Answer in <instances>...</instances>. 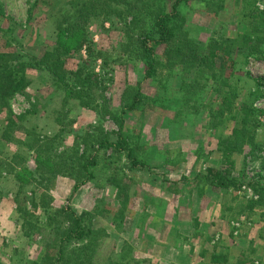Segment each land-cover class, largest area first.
Here are the masks:
<instances>
[{
	"label": "rangeland",
	"instance_id": "374dc122",
	"mask_svg": "<svg viewBox=\"0 0 264 264\" xmlns=\"http://www.w3.org/2000/svg\"><path fill=\"white\" fill-rule=\"evenodd\" d=\"M71 1L0 0V64L6 56L41 58L53 50L62 29L76 21ZM150 1L154 6L148 18L153 21L157 5L168 2ZM245 1L185 0L176 22L205 44L236 38L245 29ZM251 1L264 9V0ZM131 19L91 16L83 30H69L74 34L66 41L74 47L81 35L86 42L66 58L64 68L83 71L77 89L92 85L93 98H73L55 86L50 74L28 67L25 88L7 98V104L0 103V264H46L48 244L52 264H58L56 227L71 225L70 209L81 219L83 236L67 242V260L59 264H153L152 255L162 260L154 264H209L206 256L214 248L228 258L220 264H264V207H247L259 198L255 183L264 184V47L249 56L233 50L235 63L224 73L241 100L250 91L258 92L254 105L260 111L259 144L234 156L235 187L213 188L198 175L220 167L216 137L224 126L230 130L234 125L213 114L222 101L220 82L185 75L166 59L164 45L146 75L144 60L129 58L126 25ZM67 79L74 82L71 73ZM129 85L136 88L127 93ZM138 98L137 110L122 113L123 105ZM120 116L134 148L96 145L91 177L76 169L72 176L40 181L39 173L47 171L43 159L53 158L56 150L83 151L88 146L89 125H101L116 142L120 127L114 117ZM212 119L218 129L210 126ZM57 209L60 216L55 215Z\"/></svg>",
	"mask_w": 264,
	"mask_h": 264
},
{
	"label": "trees",
	"instance_id": "16d2710c",
	"mask_svg": "<svg viewBox=\"0 0 264 264\" xmlns=\"http://www.w3.org/2000/svg\"><path fill=\"white\" fill-rule=\"evenodd\" d=\"M82 1L81 3L80 0L71 1L72 8L77 13L76 21L72 26L62 29L63 32L59 35L57 46L53 50L47 51L41 58L29 57L28 54H26V57L17 54L15 58L12 57V60H8L7 56L5 57L0 64V103L7 104V98L25 88V71L28 67L50 74L55 86L62 88L67 95H72L73 98L81 100L84 95H89L90 98H93L94 87L92 85L77 89L78 86H81L79 76L82 75L83 71L72 72L64 68L66 58L72 54V51L81 49L86 42V38L81 35L78 37L74 47L72 42L66 41L74 34L69 30L71 28L77 30L78 27L83 30V22L91 16L97 17L103 15L104 18L120 16L122 20H126L130 16L132 19L126 25L128 37L131 41L129 58L131 60H144L148 69L146 75L155 67L157 49L164 45L165 50L163 53L166 59L171 61L173 65L181 67L185 71V75L193 77L200 75L199 77L201 78L205 75L207 76L205 78L207 81L209 80L208 78L212 77L213 80L220 82L218 92L221 95L222 101L220 107L216 111H213V114H220L222 118L226 117L233 120L234 125L230 130L224 126L220 129V133L217 134V146L221 153L220 167H208L205 173H200L198 176L201 179L205 178V180H209L213 188L229 189L235 187L238 184V175L235 173L236 159L234 156L236 154H245L250 149L253 151V149H256L257 144H259L256 141V130L260 126L258 119L260 111L254 105L258 92L250 91L248 98L241 100V93L238 88L230 83L228 78L230 75L224 76V73L229 71L230 66L235 63L230 58L233 50L236 49L244 56L261 52V47H264V9L256 7L251 0H246L245 10L243 11L245 29L236 38L222 37V39H211L205 44L192 38L189 35V30L180 24L181 21L176 22V18L179 16L180 4L185 0H166L167 4L157 5L153 21L148 18L149 8H153L154 6L150 0ZM209 8L212 9L209 10L210 12L217 13L215 11L216 7L209 6ZM221 8L222 6L218 7V9ZM1 11L2 8L0 7V14ZM137 28L138 30L135 31ZM69 73L74 77V82L72 83L67 79ZM135 88L129 85L126 92L129 93ZM137 95L139 96V91H137ZM123 96L125 99V92ZM139 101L140 99L138 98L133 103L123 105L122 113L137 110ZM89 102L94 103L95 100L91 99ZM97 105L92 106L97 107ZM216 115L213 117L215 118ZM114 118L120 127L116 142L108 139L109 135L101 125L98 127L89 125L91 127L90 130L89 126L86 130V135L90 138L86 142L88 146L83 151L75 149L72 152H58L56 150L53 158L46 157L43 159L44 166H46L45 170L47 171L39 173L41 176L40 181H48L59 175L72 176L76 169L88 173V177H91L92 172L90 171V167L95 163V152L98 150L96 145L98 147H113L116 150L126 151L134 148L127 142L130 132L124 128V117ZM210 122V126L218 129L219 124L213 123V119ZM81 136L78 133L76 139H80ZM139 163L141 162H137L136 165ZM141 164L143 165L144 162ZM37 171L38 168L35 170V173ZM45 172H48L50 177L44 176ZM81 185L82 183L76 184L74 191L77 192ZM254 190L259 198L248 202L247 207L250 211L264 207V184L255 183ZM123 198L126 199V205L128 196ZM61 213L60 209L55 211L56 216H60ZM68 213L71 215V225L67 229L56 227V231L60 235L56 259L58 264L67 260L65 251L67 242L83 236L80 217L72 209ZM49 246L48 244L47 248L50 250L52 247ZM123 248L128 249V246ZM49 250L45 254L46 264L53 263L50 254L52 250L50 252ZM212 261L215 263H228V258L221 253H215L212 256ZM239 262V264H246L247 261L243 262V260H239ZM248 264L255 263L251 261Z\"/></svg>",
	"mask_w": 264,
	"mask_h": 264
},
{
	"label": "crops",
	"instance_id": "0c3cea01",
	"mask_svg": "<svg viewBox=\"0 0 264 264\" xmlns=\"http://www.w3.org/2000/svg\"><path fill=\"white\" fill-rule=\"evenodd\" d=\"M140 205H138L137 207H139ZM137 229V228H136ZM147 229H149V227H147ZM140 231V229H138V232ZM151 235H153V234H151ZM207 248V247H206ZM220 251H218V249H216L215 250V248L212 250V254L208 257V256H206L207 258H208V261H206V262H208L209 264H220V263H215V262H213L212 261V256L215 254V253H219ZM210 254V253H209ZM152 255V254H151ZM185 255H186V253H185ZM152 258H153V264L155 263V261H159L160 263H162V260H160L159 259V257H155L154 255H152L151 256ZM188 257H189V255H188ZM206 258V259H207ZM231 258H229V262H231Z\"/></svg>",
	"mask_w": 264,
	"mask_h": 264
}]
</instances>
